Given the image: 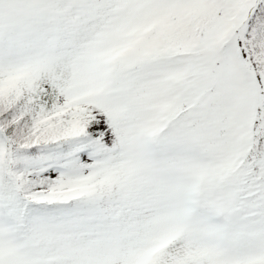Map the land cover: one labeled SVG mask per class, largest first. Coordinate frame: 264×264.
<instances>
[{"label": "snow or ice", "instance_id": "snow-or-ice-1", "mask_svg": "<svg viewBox=\"0 0 264 264\" xmlns=\"http://www.w3.org/2000/svg\"><path fill=\"white\" fill-rule=\"evenodd\" d=\"M0 264H264V0H0Z\"/></svg>", "mask_w": 264, "mask_h": 264}]
</instances>
